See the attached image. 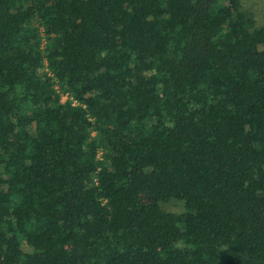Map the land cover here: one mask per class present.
<instances>
[{"label":"trees","instance_id":"16d2710c","mask_svg":"<svg viewBox=\"0 0 264 264\" xmlns=\"http://www.w3.org/2000/svg\"><path fill=\"white\" fill-rule=\"evenodd\" d=\"M0 264H264L241 0H0Z\"/></svg>","mask_w":264,"mask_h":264},{"label":"rangeland","instance_id":"374dc122","mask_svg":"<svg viewBox=\"0 0 264 264\" xmlns=\"http://www.w3.org/2000/svg\"><path fill=\"white\" fill-rule=\"evenodd\" d=\"M242 6L246 11L253 14L260 26L264 25V0H241ZM65 99V98H64ZM167 211H181L183 206L178 202H171L164 205Z\"/></svg>","mask_w":264,"mask_h":264}]
</instances>
